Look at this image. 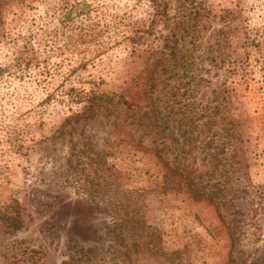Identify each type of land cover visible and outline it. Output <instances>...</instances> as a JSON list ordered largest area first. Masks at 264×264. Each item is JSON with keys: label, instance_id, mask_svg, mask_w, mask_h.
<instances>
[{"label": "rangeland", "instance_id": "rangeland-1", "mask_svg": "<svg viewBox=\"0 0 264 264\" xmlns=\"http://www.w3.org/2000/svg\"><path fill=\"white\" fill-rule=\"evenodd\" d=\"M72 1L97 6L109 22L131 0H15L2 11L0 264H62L67 237L94 248L81 264H264V0H206L215 20L203 41L226 11L229 42L225 64L203 73L211 85L201 92L225 90L242 139L235 158L227 153V165L237 161L239 206L222 214L206 200L161 190L156 159L139 148H152L153 138L133 124L134 109L112 108L60 129L81 112L72 101L81 92L145 99L135 77L148 54L130 55L118 17L94 42L78 43L74 35L96 11L92 20L62 22L61 7ZM24 46L31 62L13 67ZM128 213L143 222L139 239L118 226ZM5 215L18 217L21 228L11 231ZM150 231L160 235L157 254L145 246Z\"/></svg>", "mask_w": 264, "mask_h": 264}, {"label": "trees", "instance_id": "trees-1", "mask_svg": "<svg viewBox=\"0 0 264 264\" xmlns=\"http://www.w3.org/2000/svg\"><path fill=\"white\" fill-rule=\"evenodd\" d=\"M14 2L0 0V23L2 11ZM141 7H144L143 16L135 18L134 13L137 15ZM98 10L97 6L85 1H72L61 7L60 18L62 22H72L74 17L83 16L92 20L91 13L96 11L95 20L74 35L78 43H92L118 17V22L124 26L122 41L130 48V55L140 58V54H148L143 57L142 70L135 77L136 84L144 87V103L129 101L123 92L116 95L81 92L75 98L71 97L75 103L82 104L81 112L65 119L60 129L92 119L112 108L134 109L138 115L136 118L130 115L134 118L132 123L142 129L145 136L153 138L152 148H139L152 153L156 159L163 192L187 194L194 201L206 200L220 214L236 210L239 191L232 186V175L237 161L227 165V153L232 151L230 157L235 158L242 142L236 128L237 119H234L237 115L230 112L232 102L223 96L224 89H212L211 97L201 92L203 87L211 85L203 73L209 74L211 68L220 69L225 64V49L229 42L226 11L218 16L219 27L213 28L203 41L215 20L212 10L206 7V0H131L122 6L120 15H111L109 22ZM159 25L161 32L156 30ZM150 37L160 40V45L152 47L148 43ZM145 44L150 49H138ZM24 53L29 54L27 46L14 59L13 67L29 63L31 59L23 57ZM204 62L208 67L203 66ZM2 72L0 67V75ZM199 92L200 98L195 101ZM194 152L200 156L204 170L194 167ZM189 157H192L191 162ZM137 196L142 195L137 192ZM131 211L136 212V208ZM134 216L135 213H128L119 218L118 226L130 237L139 239L143 222L131 218ZM4 222L11 231L21 228L18 217L5 215ZM159 236L157 231H150L145 243L154 254L160 250ZM94 257V248L84 247L67 237L62 264H81ZM238 264H245L244 260Z\"/></svg>", "mask_w": 264, "mask_h": 264}]
</instances>
